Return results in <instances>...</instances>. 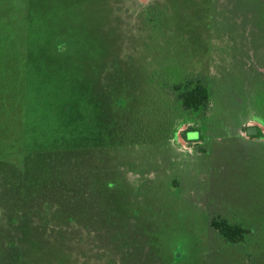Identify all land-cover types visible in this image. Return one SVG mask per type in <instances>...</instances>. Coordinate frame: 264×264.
Listing matches in <instances>:
<instances>
[{
	"label": "rangeland",
	"instance_id": "374dc122",
	"mask_svg": "<svg viewBox=\"0 0 264 264\" xmlns=\"http://www.w3.org/2000/svg\"><path fill=\"white\" fill-rule=\"evenodd\" d=\"M0 264H264V0H0Z\"/></svg>",
	"mask_w": 264,
	"mask_h": 264
},
{
	"label": "trees",
	"instance_id": "16d2710c",
	"mask_svg": "<svg viewBox=\"0 0 264 264\" xmlns=\"http://www.w3.org/2000/svg\"><path fill=\"white\" fill-rule=\"evenodd\" d=\"M173 89L178 93V99L186 111L198 112L209 108L211 92L205 79L188 80L175 84ZM211 227L232 245L245 243L248 235V231L243 227L231 225L226 219L220 217L211 221Z\"/></svg>",
	"mask_w": 264,
	"mask_h": 264
},
{
	"label": "water",
	"instance_id": "95a60500",
	"mask_svg": "<svg viewBox=\"0 0 264 264\" xmlns=\"http://www.w3.org/2000/svg\"><path fill=\"white\" fill-rule=\"evenodd\" d=\"M247 132H248L249 135H252V134H255L256 133V130L253 129V128H250V129H248Z\"/></svg>",
	"mask_w": 264,
	"mask_h": 264
}]
</instances>
